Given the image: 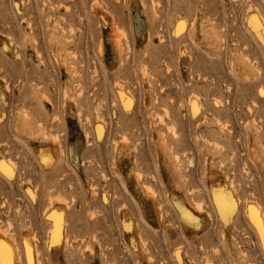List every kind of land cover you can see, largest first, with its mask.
<instances>
[{
    "label": "rangeland",
    "instance_id": "obj_1",
    "mask_svg": "<svg viewBox=\"0 0 264 264\" xmlns=\"http://www.w3.org/2000/svg\"><path fill=\"white\" fill-rule=\"evenodd\" d=\"M262 93L264 0H0L7 264H264Z\"/></svg>",
    "mask_w": 264,
    "mask_h": 264
},
{
    "label": "bare ground",
    "instance_id": "obj_2",
    "mask_svg": "<svg viewBox=\"0 0 264 264\" xmlns=\"http://www.w3.org/2000/svg\"><path fill=\"white\" fill-rule=\"evenodd\" d=\"M11 42H12V40H11ZM216 204L219 205L220 208H222L220 200L219 201L217 200ZM250 219L254 223V225H255V227H256V229L258 231V234L260 236L261 242H262V244L264 246V234H262V231H261L263 229V227H262V222L260 221V218H258V216L253 213V214H251ZM7 252H8L7 245L3 241L0 240V256L3 257V258L4 257L6 258L4 264H7L8 260H9L8 257L6 256Z\"/></svg>",
    "mask_w": 264,
    "mask_h": 264
},
{
    "label": "snow or ice",
    "instance_id": "obj_3",
    "mask_svg": "<svg viewBox=\"0 0 264 264\" xmlns=\"http://www.w3.org/2000/svg\"><path fill=\"white\" fill-rule=\"evenodd\" d=\"M262 94H264V93H262ZM261 231H262V234H264V229H262Z\"/></svg>",
    "mask_w": 264,
    "mask_h": 264
}]
</instances>
